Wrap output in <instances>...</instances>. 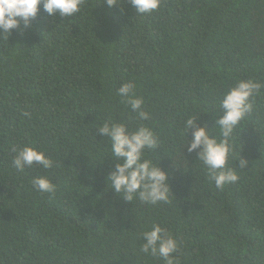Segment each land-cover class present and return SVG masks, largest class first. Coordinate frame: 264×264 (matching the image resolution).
<instances>
[{
  "label": "trees",
  "instance_id": "16d2710c",
  "mask_svg": "<svg viewBox=\"0 0 264 264\" xmlns=\"http://www.w3.org/2000/svg\"><path fill=\"white\" fill-rule=\"evenodd\" d=\"M85 2L72 17L41 5L31 28L0 32V264H165L140 251L153 224L179 241V264H264V87L233 135L237 182L217 188L184 148L189 116L212 130L238 80L264 85V0H161L143 15L129 0ZM124 83L148 120L118 95ZM104 121L154 130L146 155L169 175V202L110 190ZM24 146L53 167L15 169L12 149ZM38 175L55 190L35 189Z\"/></svg>",
  "mask_w": 264,
  "mask_h": 264
},
{
  "label": "clouds",
  "instance_id": "9594fccd",
  "mask_svg": "<svg viewBox=\"0 0 264 264\" xmlns=\"http://www.w3.org/2000/svg\"><path fill=\"white\" fill-rule=\"evenodd\" d=\"M103 2L109 8H114L122 4L123 0ZM129 2L139 15L158 10L161 4V0ZM41 5L49 16L59 14L61 17L76 16L83 13L87 6L85 0H0V32L9 37L13 30L31 28ZM134 87L132 83H124L118 89V95L140 121L148 120L149 112L144 110L143 98L136 96ZM262 87L264 85L252 79L238 80L221 98L218 118L212 130L197 123L200 115L189 116L184 122L186 136L192 130V139H187L184 148L188 152H196L197 160L202 162L209 179L214 181L217 188L223 189L239 180L237 172L228 167L230 159L235 158L233 135L245 115L252 111L251 99L259 94ZM98 130L111 142L109 152L116 161L114 170L107 177L110 190H114L126 201L139 199L144 204L169 202L173 195L168 183L169 175L153 158L146 155L160 144L154 130L143 123L135 130H130L125 123L115 121H104ZM12 151L15 152L12 166L18 171L34 165L43 169L53 167V160L34 146L14 147ZM237 161L240 168L247 166L248 161L242 156ZM31 183L41 193H51L56 187L44 175L34 177ZM142 241L140 251L145 255L163 259L165 264H179L178 258L174 256L179 241L159 224H153L150 230L144 231Z\"/></svg>",
  "mask_w": 264,
  "mask_h": 264
}]
</instances>
